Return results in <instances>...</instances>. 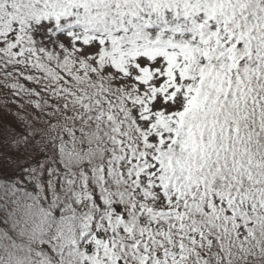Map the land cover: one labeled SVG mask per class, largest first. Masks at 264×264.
<instances>
[{
    "label": "snow or ice",
    "instance_id": "obj_1",
    "mask_svg": "<svg viewBox=\"0 0 264 264\" xmlns=\"http://www.w3.org/2000/svg\"><path fill=\"white\" fill-rule=\"evenodd\" d=\"M8 97L87 201L58 264H264V0H0Z\"/></svg>",
    "mask_w": 264,
    "mask_h": 264
},
{
    "label": "trees",
    "instance_id": "obj_2",
    "mask_svg": "<svg viewBox=\"0 0 264 264\" xmlns=\"http://www.w3.org/2000/svg\"><path fill=\"white\" fill-rule=\"evenodd\" d=\"M23 107L24 104L21 103L19 98H0V152H3L5 147L11 149L10 153L1 156L2 159L11 158L15 160L16 163L21 160V169L24 168L26 171L24 174L29 176V173H31V178L33 179L35 173L31 171V169L36 165L39 159L46 157L48 159V163H46L50 165L53 161L58 164V160L63 158L60 156L57 149H52L49 146L34 153L31 152L30 149L27 151L21 150L19 141L14 133V127L18 122V118H23L18 111V109H22ZM22 152H24L23 156L25 155V157L20 155ZM29 152L30 156L28 155ZM35 153H37V155H35ZM41 173L43 174L41 179L43 181L46 180L44 172ZM18 176L19 172L13 173L12 176L6 174L0 177V198L3 199L1 202L2 208L0 209V235H9L7 245L10 241V249L6 246L1 252L0 264H37L38 260H43L45 264H58L56 249L64 243L63 239H60V235H57V230L61 225L60 204L55 206L50 216L42 217L45 223L40 226L39 230L36 228L32 231L37 238L27 239L21 237V233L25 234L27 232L26 226L31 228L29 224L31 218L33 221H37L36 215L38 208H35L31 212H27L28 206L21 207L22 204L19 205L20 199H25V196H23L18 189L21 185H19ZM26 181L27 179L22 181L23 186H25L26 189L31 188L33 183L26 184ZM73 200L74 205L76 201L75 199ZM76 208L79 210L80 214L84 215L81 205H77ZM41 220L37 221L39 225ZM43 235H47L46 237L49 238L50 244L54 245L53 247H47L45 244L41 247V244L44 242ZM59 240L60 245L57 244ZM73 242L75 245L80 244L79 242ZM69 247H72V245H64L65 252Z\"/></svg>",
    "mask_w": 264,
    "mask_h": 264
},
{
    "label": "rangeland",
    "instance_id": "obj_3",
    "mask_svg": "<svg viewBox=\"0 0 264 264\" xmlns=\"http://www.w3.org/2000/svg\"><path fill=\"white\" fill-rule=\"evenodd\" d=\"M10 151L11 149L5 147L4 151L0 152V177L6 174L12 176L13 173L19 172L18 180L19 185H21L18 189L20 190L22 195L25 196V199H20L19 205L22 204L21 207L28 206L27 212H31L35 208H38L36 218L37 221H40L43 216H50L53 213L55 206L60 204L61 225L57 230V235L58 233L67 235V226L70 225L72 229L73 241L81 243L84 239H86L91 227L90 223H86V216L88 215L87 201L82 200L80 203L76 202L77 205H86L84 215H82L76 208L77 205H73V199H75L76 201L75 193L79 191V189L74 186L71 191H66L62 188L61 182H55V178L53 179V181H49L48 169H62L64 167L63 159H59L58 164H56V162L54 161V163L51 161L52 163H50V165H47L48 159L46 157H42L31 169V171H34L35 173V177L32 179L31 173H29V176H27L26 174H24L26 172L24 168L21 169V160L16 163V161L11 158L2 159L1 156L3 154L7 155V153H10ZM23 154L24 152L20 153L21 156H23ZM28 155L30 156V152L28 153ZM35 155H37V153H35ZM23 157H25V155ZM41 172H44V177L46 178V180L44 181L41 179V177L43 176ZM25 179H27L26 184L33 183L31 188L26 189L25 186H23L22 181H24ZM2 201L3 199L0 198V209L2 208ZM37 221H33V219L31 218L29 222L31 228L26 226L27 232L25 234L21 233V237H25L27 239L37 238V236L32 232L39 225ZM37 230L39 229L37 228ZM62 235H60V239ZM46 236L47 235H43L44 242L41 244V247H43V244H45L47 247H53L54 245L50 244L51 242ZM8 237L9 235H0V255L2 250H4L6 246H8V249H10V241L7 245ZM57 244L60 245V240Z\"/></svg>",
    "mask_w": 264,
    "mask_h": 264
}]
</instances>
